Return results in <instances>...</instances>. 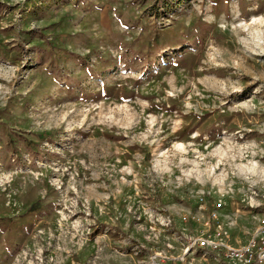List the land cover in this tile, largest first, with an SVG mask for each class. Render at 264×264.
Here are the masks:
<instances>
[{
  "label": "rangeland",
  "instance_id": "obj_1",
  "mask_svg": "<svg viewBox=\"0 0 264 264\" xmlns=\"http://www.w3.org/2000/svg\"><path fill=\"white\" fill-rule=\"evenodd\" d=\"M213 204L264 217V0H0V264H229Z\"/></svg>",
  "mask_w": 264,
  "mask_h": 264
},
{
  "label": "built area",
  "instance_id": "obj_2",
  "mask_svg": "<svg viewBox=\"0 0 264 264\" xmlns=\"http://www.w3.org/2000/svg\"><path fill=\"white\" fill-rule=\"evenodd\" d=\"M218 206L219 204H213V208L208 211L207 220V222L212 220L216 224L218 229L216 236L201 234L186 237L183 244L184 259H187L188 255L196 249H201L220 256L229 264H264V217L247 233L242 244L234 246L223 239V233L217 224L216 208ZM199 208L203 209L201 206Z\"/></svg>",
  "mask_w": 264,
  "mask_h": 264
}]
</instances>
